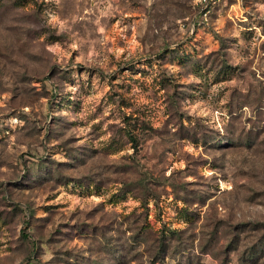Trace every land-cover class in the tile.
I'll use <instances>...</instances> for the list:
<instances>
[{"label": "rangeland", "instance_id": "1", "mask_svg": "<svg viewBox=\"0 0 264 264\" xmlns=\"http://www.w3.org/2000/svg\"><path fill=\"white\" fill-rule=\"evenodd\" d=\"M0 264H264V0H0Z\"/></svg>", "mask_w": 264, "mask_h": 264}]
</instances>
